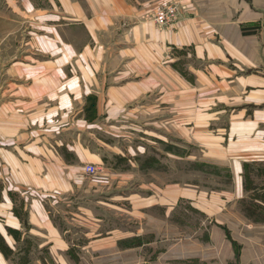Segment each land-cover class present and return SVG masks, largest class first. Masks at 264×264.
<instances>
[{
  "label": "crops",
  "instance_id": "1",
  "mask_svg": "<svg viewBox=\"0 0 264 264\" xmlns=\"http://www.w3.org/2000/svg\"><path fill=\"white\" fill-rule=\"evenodd\" d=\"M28 1L25 48L0 45V148L26 146L15 178L26 181L29 259H69L70 230L50 212L78 209L79 163L115 157L137 173L150 148L171 156L196 141L229 162L239 193L245 166L264 165V0ZM161 1L181 6L164 27L149 19ZM0 205L12 246L6 226L19 223Z\"/></svg>",
  "mask_w": 264,
  "mask_h": 264
},
{
  "label": "rangeland",
  "instance_id": "2",
  "mask_svg": "<svg viewBox=\"0 0 264 264\" xmlns=\"http://www.w3.org/2000/svg\"><path fill=\"white\" fill-rule=\"evenodd\" d=\"M41 1L34 0L36 6H47ZM163 2L168 1H161L149 15L156 25L155 12ZM172 3L180 15V4ZM28 8V0H0V45L7 49L3 54L25 48L23 18ZM192 144L196 146L188 153L176 148L171 156L164 147L158 152L150 148V155L159 157H143L137 173L115 157L95 172L87 170L93 164L72 165L70 170L80 178L76 184L73 181L78 197L71 206L78 209L50 212L70 230L66 235L74 245L66 260L52 259L51 252L48 259H40L38 253L29 259L34 242L26 243L30 221L26 181L15 178L17 173L26 176L22 167L26 146L22 140L19 147H1L0 204L12 203L11 212L19 223L16 228L6 226L13 247L0 232L5 263L264 264V165L245 166L244 189L239 193L229 162H213L199 142ZM96 239L101 240L90 243Z\"/></svg>",
  "mask_w": 264,
  "mask_h": 264
},
{
  "label": "built area",
  "instance_id": "3",
  "mask_svg": "<svg viewBox=\"0 0 264 264\" xmlns=\"http://www.w3.org/2000/svg\"><path fill=\"white\" fill-rule=\"evenodd\" d=\"M179 17V8L175 3L172 2H163L161 5L158 6L154 21L157 23L158 26L163 27L165 25H169L176 21ZM91 172H95L99 170L97 166L90 165L87 169Z\"/></svg>",
  "mask_w": 264,
  "mask_h": 264
},
{
  "label": "trees",
  "instance_id": "4",
  "mask_svg": "<svg viewBox=\"0 0 264 264\" xmlns=\"http://www.w3.org/2000/svg\"><path fill=\"white\" fill-rule=\"evenodd\" d=\"M245 32V31H244ZM246 33H248L247 31H246Z\"/></svg>",
  "mask_w": 264,
  "mask_h": 264
}]
</instances>
